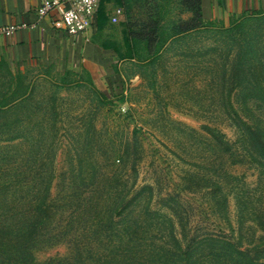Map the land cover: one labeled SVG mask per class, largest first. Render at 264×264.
Here are the masks:
<instances>
[{"label": "rangeland", "instance_id": "1", "mask_svg": "<svg viewBox=\"0 0 264 264\" xmlns=\"http://www.w3.org/2000/svg\"><path fill=\"white\" fill-rule=\"evenodd\" d=\"M177 20L106 26L95 83L40 81L0 105V200L85 196L115 164L108 191L121 192L131 233L159 245L170 227L226 234L243 262L264 264V150L243 146L239 127L261 122L264 137V15L230 27ZM145 38L165 43L158 60ZM225 200L214 213L210 202ZM69 247L36 251L35 263L68 264Z\"/></svg>", "mask_w": 264, "mask_h": 264}, {"label": "trees", "instance_id": "2", "mask_svg": "<svg viewBox=\"0 0 264 264\" xmlns=\"http://www.w3.org/2000/svg\"><path fill=\"white\" fill-rule=\"evenodd\" d=\"M157 41L145 38L149 61L158 60L164 48L165 43ZM239 127L243 129V146L250 148L253 155L257 148L264 150V137L258 131L261 122L249 127L239 121ZM223 145L229 149L225 139ZM118 168L112 164L110 178L89 186L85 196L0 200V264H36V251L61 244H68L73 253L65 261L68 264H251L241 259L249 253H244L242 246L226 234L180 232L170 227V231L157 234L168 238L159 245L151 236L144 237L147 231L131 233L129 224H124L126 207L119 198L121 192L108 191ZM210 206L214 213L223 208L227 213L226 200L221 204L210 202ZM92 247L96 252H91Z\"/></svg>", "mask_w": 264, "mask_h": 264}, {"label": "crops", "instance_id": "3", "mask_svg": "<svg viewBox=\"0 0 264 264\" xmlns=\"http://www.w3.org/2000/svg\"><path fill=\"white\" fill-rule=\"evenodd\" d=\"M42 4L43 0H0V105L17 103L40 81L95 83L110 52L103 45L105 35H110L106 26L117 24L112 18L118 8L123 9L118 23L126 28L134 19L137 25L145 19L164 25L170 18L183 25L198 18L203 25L230 27L246 17L264 15V0H100L91 28L70 37L54 29L53 15H38Z\"/></svg>", "mask_w": 264, "mask_h": 264}, {"label": "built area", "instance_id": "4", "mask_svg": "<svg viewBox=\"0 0 264 264\" xmlns=\"http://www.w3.org/2000/svg\"><path fill=\"white\" fill-rule=\"evenodd\" d=\"M99 3L100 0H43L38 15L40 17L53 15L52 24L55 30L65 32L70 37H77L91 28ZM122 13V8L116 9L112 22L118 23ZM11 30L12 28L5 29Z\"/></svg>", "mask_w": 264, "mask_h": 264}]
</instances>
